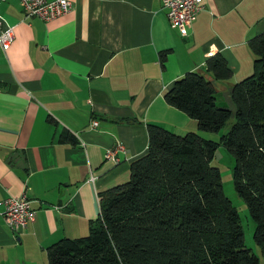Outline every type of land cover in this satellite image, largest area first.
I'll use <instances>...</instances> for the list:
<instances>
[{
    "label": "crops",
    "instance_id": "1",
    "mask_svg": "<svg viewBox=\"0 0 264 264\" xmlns=\"http://www.w3.org/2000/svg\"><path fill=\"white\" fill-rule=\"evenodd\" d=\"M69 1L50 20L26 17L19 0L0 2L13 26L9 48L0 47V264H49V246L86 236L98 194L128 180L146 152L148 124L205 137L165 91L216 53L232 71L230 89L253 72L248 41L264 32V0H203L185 37L161 0ZM214 84L224 106L223 83ZM23 193L35 219L16 234L1 202Z\"/></svg>",
    "mask_w": 264,
    "mask_h": 264
},
{
    "label": "trees",
    "instance_id": "2",
    "mask_svg": "<svg viewBox=\"0 0 264 264\" xmlns=\"http://www.w3.org/2000/svg\"><path fill=\"white\" fill-rule=\"evenodd\" d=\"M248 45L253 72L230 88L235 122L228 131L215 141L148 124L147 150L131 161L128 180L98 194L99 213L86 236L47 248L49 264H259L211 164L219 145L232 154L233 186L264 253V32ZM204 65L177 78L164 98L200 130L218 132L233 111L217 104L214 82L230 79L232 71L219 53Z\"/></svg>",
    "mask_w": 264,
    "mask_h": 264
},
{
    "label": "built area",
    "instance_id": "3",
    "mask_svg": "<svg viewBox=\"0 0 264 264\" xmlns=\"http://www.w3.org/2000/svg\"><path fill=\"white\" fill-rule=\"evenodd\" d=\"M3 0H0V2ZM26 17H38L50 20L67 13L72 7L69 0H19ZM166 8V16L170 26L177 29L182 36H187L188 29L195 20L197 13L203 7V0H161ZM13 39V26L5 23L0 15V47L6 51ZM116 149H123L117 144ZM105 158L117 162L114 149H108ZM90 176V180H94ZM1 215L6 225L16 234L21 233L35 219V210L30 199L23 193L20 196H9L1 202Z\"/></svg>",
    "mask_w": 264,
    "mask_h": 264
},
{
    "label": "rangeland",
    "instance_id": "4",
    "mask_svg": "<svg viewBox=\"0 0 264 264\" xmlns=\"http://www.w3.org/2000/svg\"><path fill=\"white\" fill-rule=\"evenodd\" d=\"M222 82L220 88V96L218 101L221 102L224 106H227L233 111L232 116L226 122L225 126L221 128L218 132H208L205 131V138H210L212 140L218 141L222 134H225L230 126L235 122L234 110L235 106L230 98V89L226 88L225 81H215ZM211 164L219 168L222 178V186L224 193L231 200L233 206L238 212L241 225L244 232L245 245L249 248L258 258L259 264H264V253L261 251V248L257 245L253 238V231L255 228V222L248 212L246 203L243 201L240 196L236 193L233 186V177L232 170L234 166V158L230 151L224 146L219 145L214 153Z\"/></svg>",
    "mask_w": 264,
    "mask_h": 264
}]
</instances>
